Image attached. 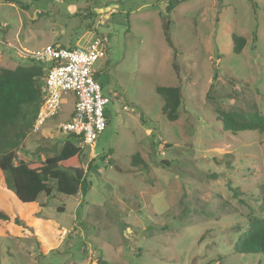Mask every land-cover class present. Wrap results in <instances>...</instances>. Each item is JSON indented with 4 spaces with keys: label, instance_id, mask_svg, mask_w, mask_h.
<instances>
[{
    "label": "rangeland",
    "instance_id": "374dc122",
    "mask_svg": "<svg viewBox=\"0 0 264 264\" xmlns=\"http://www.w3.org/2000/svg\"><path fill=\"white\" fill-rule=\"evenodd\" d=\"M167 4L0 0V66L99 37L105 55L92 68L111 97L104 130L83 149L85 192L21 204L0 171V264H264L232 248L264 191V132L232 134L217 119L218 109L264 113V0ZM233 34L246 39L239 53ZM157 86L179 87L176 120L162 114ZM74 100L61 92L58 112L33 126L17 160L59 150L57 125ZM135 153L148 169L131 164Z\"/></svg>",
    "mask_w": 264,
    "mask_h": 264
},
{
    "label": "trees",
    "instance_id": "16d2710c",
    "mask_svg": "<svg viewBox=\"0 0 264 264\" xmlns=\"http://www.w3.org/2000/svg\"><path fill=\"white\" fill-rule=\"evenodd\" d=\"M178 1L168 0L167 11ZM232 40L233 52H241L246 39L233 34ZM30 61L15 67L0 66V171L4 173L8 187L12 188L16 200L21 204H35L39 195L48 197L54 190L59 194L74 196L79 191L85 192L90 186L86 181L89 166L86 169L83 167V149L76 144L75 137L71 134L65 136L59 150L52 155L38 160L24 157L17 160V149L22 147L24 138L33 129L46 91L45 66L34 60ZM155 91L163 101L162 114L169 121L176 120L181 103L179 87L157 86ZM217 119L223 130L232 134L244 130L264 132V113L261 112L218 109ZM131 164L143 169L149 168L138 153L132 155ZM233 190L234 193L238 192L235 188ZM257 202L256 207L250 208L246 226L237 230L232 245L236 253L264 255V191L257 197ZM37 206L43 208L45 205ZM5 216L0 211V219ZM202 239L203 236L200 241Z\"/></svg>",
    "mask_w": 264,
    "mask_h": 264
},
{
    "label": "built area",
    "instance_id": "2783aa9c",
    "mask_svg": "<svg viewBox=\"0 0 264 264\" xmlns=\"http://www.w3.org/2000/svg\"><path fill=\"white\" fill-rule=\"evenodd\" d=\"M105 42L106 39L94 37L85 48L53 43L25 52L29 59L42 63L46 68V91L34 122L36 128L58 112L61 92L72 91L75 100L70 118L58 124L57 129L63 134L73 135L80 148L93 147L105 128V106L111 102V97L102 92L92 68L94 62L105 55ZM66 232L64 230L63 233Z\"/></svg>",
    "mask_w": 264,
    "mask_h": 264
}]
</instances>
